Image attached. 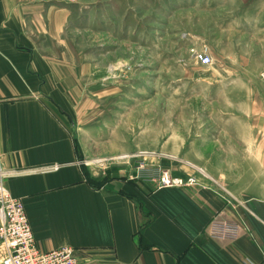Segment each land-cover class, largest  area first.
Returning <instances> with one entry per match:
<instances>
[{
	"label": "rangeland",
	"instance_id": "obj_1",
	"mask_svg": "<svg viewBox=\"0 0 264 264\" xmlns=\"http://www.w3.org/2000/svg\"><path fill=\"white\" fill-rule=\"evenodd\" d=\"M64 1L35 35L92 180L169 174L262 192L264 0Z\"/></svg>",
	"mask_w": 264,
	"mask_h": 264
},
{
	"label": "crops",
	"instance_id": "obj_2",
	"mask_svg": "<svg viewBox=\"0 0 264 264\" xmlns=\"http://www.w3.org/2000/svg\"><path fill=\"white\" fill-rule=\"evenodd\" d=\"M62 2L0 0L3 184L23 201L40 250L71 246L82 264H264V188L243 198L200 181L88 182L63 79L35 35L48 32ZM220 213L243 225L239 237L211 235Z\"/></svg>",
	"mask_w": 264,
	"mask_h": 264
},
{
	"label": "built area",
	"instance_id": "obj_3",
	"mask_svg": "<svg viewBox=\"0 0 264 264\" xmlns=\"http://www.w3.org/2000/svg\"><path fill=\"white\" fill-rule=\"evenodd\" d=\"M203 65H210L212 57L207 52L198 55ZM264 78V73L262 74ZM58 170L59 166L52 167ZM7 170L0 154V264H82L77 250L71 246H64L52 251L40 250L35 234L27 216L24 203L14 197L4 186ZM162 186L197 185L198 180L190 177L187 181L173 179L165 174L160 179ZM220 213L209 224L211 235L220 238H237L244 227L237 221H230Z\"/></svg>",
	"mask_w": 264,
	"mask_h": 264
},
{
	"label": "trees",
	"instance_id": "obj_4",
	"mask_svg": "<svg viewBox=\"0 0 264 264\" xmlns=\"http://www.w3.org/2000/svg\"><path fill=\"white\" fill-rule=\"evenodd\" d=\"M88 182L93 186V187H100L101 185H103V182H95L94 180H92L91 178H88Z\"/></svg>",
	"mask_w": 264,
	"mask_h": 264
},
{
	"label": "bare ground",
	"instance_id": "obj_5",
	"mask_svg": "<svg viewBox=\"0 0 264 264\" xmlns=\"http://www.w3.org/2000/svg\"><path fill=\"white\" fill-rule=\"evenodd\" d=\"M115 158V157H114ZM117 158H121V156L120 157H117ZM106 160V159H105ZM94 162H101V161H94ZM94 162H89L88 164L90 165V164H92V166H93V164H94ZM203 170V169H202ZM202 172H204V171H202ZM205 173V172H204Z\"/></svg>",
	"mask_w": 264,
	"mask_h": 264
}]
</instances>
